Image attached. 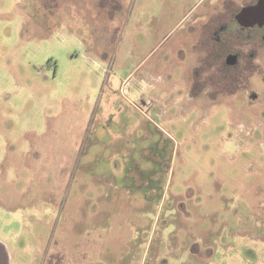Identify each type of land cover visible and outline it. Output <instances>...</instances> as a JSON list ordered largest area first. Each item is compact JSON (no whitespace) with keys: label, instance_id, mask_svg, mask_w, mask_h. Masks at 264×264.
<instances>
[{"label":"rangeland","instance_id":"374dc122","mask_svg":"<svg viewBox=\"0 0 264 264\" xmlns=\"http://www.w3.org/2000/svg\"><path fill=\"white\" fill-rule=\"evenodd\" d=\"M196 1L0 0L10 264H179L190 237L264 264V85L189 97L191 18L168 32ZM142 76L165 112L134 106Z\"/></svg>","mask_w":264,"mask_h":264},{"label":"flooded vegetation","instance_id":"af4514ba","mask_svg":"<svg viewBox=\"0 0 264 264\" xmlns=\"http://www.w3.org/2000/svg\"><path fill=\"white\" fill-rule=\"evenodd\" d=\"M219 4L222 10L218 15L198 22L201 27L196 38L190 34L186 48L175 49L179 58L180 53L186 57L188 51L196 54L187 93L190 98L195 92L232 93L241 88L251 94L253 87L264 85V66L259 60L264 50V0H223ZM146 81L145 76L139 79L143 84L137 95L148 113L158 103L153 96L142 94L151 87ZM163 106L158 105L161 112Z\"/></svg>","mask_w":264,"mask_h":264},{"label":"crops","instance_id":"0c3cea01","mask_svg":"<svg viewBox=\"0 0 264 264\" xmlns=\"http://www.w3.org/2000/svg\"><path fill=\"white\" fill-rule=\"evenodd\" d=\"M222 1L223 0H197L195 4H190L187 7L188 10H186V12L184 11L181 14L180 18L176 16V20L172 22V24L170 25V27L172 26V28L171 30H169L168 34L182 27L185 21L188 20L187 17H190L191 19L189 20L188 25L185 29L184 36L187 37V33L188 35L193 34L194 37L197 36V34L199 33L198 31L199 27H201L200 23L198 22L206 21V19L213 18L216 15H218V13L222 10V6L219 4ZM205 2H207L205 6H203V8H200L202 4ZM181 44L185 46L184 41H182ZM184 58L185 57L182 56V54L180 53V59H184ZM137 94L138 92L135 93L136 96ZM179 238L175 237L172 239V243L173 245L177 246V250L181 245V240H179ZM200 241L201 240H199L197 237H190V240H188V243H186V245H188L189 247V249L187 250L188 256L186 259L183 258L182 256L179 257L178 258L179 264H210L208 261L209 259H211V256H213V258L215 259L214 262L215 263L217 262L215 258V251L213 250L212 247L209 246L213 244L214 241H212L210 237L204 238L202 241L205 244V246H202ZM160 247H161V244H160ZM109 251H111V248L109 249ZM182 251L183 250H181L180 252ZM156 254H158V251H156ZM206 256H208L207 258L208 261L205 259ZM167 264H170L169 261H167Z\"/></svg>","mask_w":264,"mask_h":264},{"label":"built area","instance_id":"2783aa9c","mask_svg":"<svg viewBox=\"0 0 264 264\" xmlns=\"http://www.w3.org/2000/svg\"><path fill=\"white\" fill-rule=\"evenodd\" d=\"M128 80H129V83H128ZM130 79L129 78H126L124 81H123V83H122V85H121V87H120V93H121V95H123V96H125V97H128V95L130 94V91H131V86H130ZM149 103H150V100L149 99H147L146 100V105H149ZM134 104V103H133ZM135 106L143 113V114H145L146 116L148 115V113H147V109H146V107H141V106H139V105H136L135 104Z\"/></svg>","mask_w":264,"mask_h":264},{"label":"water","instance_id":"95a60500","mask_svg":"<svg viewBox=\"0 0 264 264\" xmlns=\"http://www.w3.org/2000/svg\"><path fill=\"white\" fill-rule=\"evenodd\" d=\"M0 264H10V255L6 245L0 241Z\"/></svg>","mask_w":264,"mask_h":264}]
</instances>
